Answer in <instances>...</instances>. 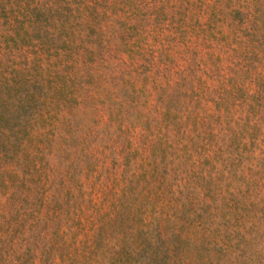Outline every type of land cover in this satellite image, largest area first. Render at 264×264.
Here are the masks:
<instances>
[{"label":"rangeland","instance_id":"374dc122","mask_svg":"<svg viewBox=\"0 0 264 264\" xmlns=\"http://www.w3.org/2000/svg\"><path fill=\"white\" fill-rule=\"evenodd\" d=\"M0 264H264V0H0Z\"/></svg>","mask_w":264,"mask_h":264}]
</instances>
